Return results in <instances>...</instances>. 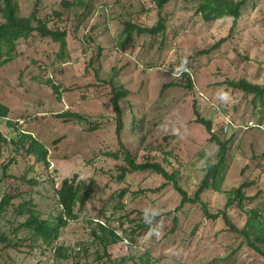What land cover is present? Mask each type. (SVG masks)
<instances>
[{
  "label": "rangeland",
  "instance_id": "rangeland-1",
  "mask_svg": "<svg viewBox=\"0 0 264 264\" xmlns=\"http://www.w3.org/2000/svg\"><path fill=\"white\" fill-rule=\"evenodd\" d=\"M17 1L23 16L38 2L39 16L48 20V26L67 32L68 56H59L58 41L35 32L30 39L18 41L12 62L0 66V100L10 108L9 117L0 119V130L8 139L16 138L19 132L12 123L18 122L19 128L46 142L51 162L48 170L37 165L41 183L14 203L32 197L44 217L56 214L54 184L73 175L85 182L94 178L90 200L83 210L77 209V218L70 220L58 240L75 253L79 251L78 257L84 256L80 255L84 247L89 248L84 264H102L95 251L101 244L93 234L95 228L100 229L99 222L118 234L140 222L149 225L138 230L134 240L126 237L108 247L113 264H144L142 256H148L149 264H264L259 252L246 243L240 246L242 235L228 231L221 217L207 218L200 204L187 203L177 211L181 195L174 187L157 189L166 181L162 175L147 170L119 179L123 155L117 159L108 154L121 150L111 102L113 78L116 86L130 91L121 100L124 144L138 161L163 160L168 155L171 167L179 170L181 183L192 194L207 163L217 161L219 150L205 126L194 120L197 99L201 115L213 121L214 132L231 140L222 190L205 191L203 200L218 211L225 206L226 190L254 180L246 193L261 191L260 195L245 201L244 209L229 208V214L238 226L244 225L250 208L264 214V104L226 83L245 78L264 85V0H250L233 36L202 55L199 50L229 34L231 20L204 21L196 10L199 0H172L164 12V33L135 32L127 41L126 21L147 26L157 23L154 0H81L72 8L64 7L62 0ZM182 66L188 67L193 90L186 86ZM48 78L63 88L60 96ZM64 111L85 118L57 116ZM10 159L14 161L7 172L17 177L34 163V157L17 152L10 142L0 144V199L9 188L3 166ZM11 183L28 189L22 180ZM123 188L129 191L121 198ZM140 189L147 192L139 193ZM153 209L159 214L146 223L144 214ZM175 216L177 229L165 236L160 226L171 225ZM18 220L12 214L0 215V231L7 232L12 242L30 236L26 229H15ZM19 250L4 249L0 241V264H75L74 257L57 260L53 249L44 252L40 245L29 250L21 244Z\"/></svg>",
  "mask_w": 264,
  "mask_h": 264
},
{
  "label": "trees",
  "instance_id": "trees-1",
  "mask_svg": "<svg viewBox=\"0 0 264 264\" xmlns=\"http://www.w3.org/2000/svg\"><path fill=\"white\" fill-rule=\"evenodd\" d=\"M158 9V21L153 26L137 24L131 20L125 22L123 32L126 35V41L130 39L133 33L138 34H151L158 35L164 33L167 29V19L164 14L166 6L172 0H154ZM250 0H199L197 6V13L202 15L204 21L211 23L218 20H231L229 28V34L221 37L210 48H205L198 51V54H209L214 50L220 48L226 43L239 27L241 18L243 16L245 7L249 4ZM62 5L66 8H72L81 4V0H62ZM37 5V6H36ZM20 6L17 0H0V66L12 62L17 55L18 41L21 39L28 40L38 32L43 38L50 37L54 41H58L60 44L59 56L62 58L68 56L67 50V32L60 30L59 28L53 29L48 26V20L42 19L39 16L38 2L35 4V8L29 15H21L19 13ZM189 66H191L189 64ZM188 67L182 66V73L187 78L186 86L193 90L194 85L190 74L187 72ZM48 83L51 84L54 91L60 96L63 88L55 83L52 79L48 78ZM112 96L111 102L113 110L115 112V133L121 150L114 152H108L109 155L119 159L123 155L124 164H120L118 178L123 180L129 173L140 171H153L162 175L166 181L157 188L160 189L171 184L174 189L181 195V200L176 210H180L187 203L200 204L204 215L209 219L222 218L227 225L228 231L238 235H242L244 238L240 243V246L247 244L252 249L259 252L264 257V214L258 208H250L246 210L247 218L243 226H238L229 214V208L237 206L239 209H244V203L248 200H253L261 191H258L254 195H248L246 189L252 186L255 181L244 180L239 186L226 190V203L223 209L218 211H212L207 202L203 200V193L209 189L221 191V183L224 180V175L227 170V155L230 149V139H221L213 130V121L201 115L199 111V102L194 99V112L195 121L205 126L206 130L211 134L209 140L218 145V158L216 162H209L205 167V174L201 179L197 189L190 194L189 191L183 186L180 181V173L176 168L171 167V162L168 159V155L164 156L163 160L147 158L144 161H138L135 154L128 148L122 140V132L125 126L123 109L121 107L122 98L129 95L130 91L124 86H116L113 78L111 79ZM226 83L236 89L253 95V100H261L264 104V85L252 83L245 78L239 80H226ZM171 84L178 85V82ZM10 108L7 104L0 100V119L8 118ZM58 117L64 120L78 118L83 120L85 116L77 112L64 111L57 114ZM17 126L19 136L16 138L8 139L7 136L0 130V144L10 142L17 152H25L27 156L34 157V163H30L27 170L21 176L17 177L7 172L9 165L14 161L10 159L6 163L4 168V178L8 180V191L4 193L0 199V215L8 216L12 214L15 219H19V223L15 229H26L30 232V236H27L20 241L12 242L9 238V234L4 231H0V241L4 242L5 248H18L24 244L30 250V248L40 245L44 252L46 250L53 249L54 257L57 260L69 259L74 257L75 264H84L83 259L88 256L89 248H83V251L75 253L73 250L66 247L64 244H59L58 240L61 236L62 230L69 224L70 220L77 218V209L83 210L88 201L90 200L95 186V179L92 178L88 182L78 179V175L72 177H65L62 181L55 186L54 195L59 211L54 214L52 212L49 216H43V211L39 208L38 204L32 197L24 198L18 203H14L15 198L23 196L25 194H31L35 186L41 183V178L38 176L37 165L44 166L45 170H48L51 166L49 160V147L45 141L35 136L33 132L19 128V123H12ZM92 128V127H91ZM93 129V128H92ZM58 139L54 140L55 144H58ZM33 172L34 175L29 173ZM22 180L28 186V189L21 188L20 185H12L11 180ZM51 182L54 181L50 178ZM129 190L123 188L119 193V196L123 198ZM139 193H146L144 189L138 190ZM134 218H131V221ZM100 229H94V238L101 244V247L96 248L97 257L102 261V264H113L112 257L108 252V247L111 244L118 243L129 237L134 240L135 233L141 229H147L148 224L143 222L138 223L136 226H129L128 230H123V234H118L111 229H107L106 226L99 222ZM178 225V218L175 216L171 225L160 226L161 229H165L164 235L175 232ZM111 234V235H110ZM39 241V242H38ZM82 253V254H81ZM10 258L11 255H8ZM13 258H10V260ZM140 260L144 264L148 263V256H142ZM58 262L56 264H60ZM47 264V262H44Z\"/></svg>",
  "mask_w": 264,
  "mask_h": 264
},
{
  "label": "clouds",
  "instance_id": "clouds-1",
  "mask_svg": "<svg viewBox=\"0 0 264 264\" xmlns=\"http://www.w3.org/2000/svg\"><path fill=\"white\" fill-rule=\"evenodd\" d=\"M158 210L156 209H153L151 212H145L144 214V218H145V222L146 223H151V217H155L156 215H158Z\"/></svg>",
  "mask_w": 264,
  "mask_h": 264
},
{
  "label": "built area",
  "instance_id": "built-area-1",
  "mask_svg": "<svg viewBox=\"0 0 264 264\" xmlns=\"http://www.w3.org/2000/svg\"><path fill=\"white\" fill-rule=\"evenodd\" d=\"M202 100H204V97H202ZM250 125H254L253 121H250Z\"/></svg>",
  "mask_w": 264,
  "mask_h": 264
}]
</instances>
